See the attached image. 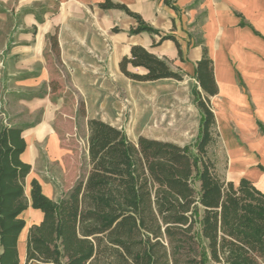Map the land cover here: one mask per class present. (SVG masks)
Here are the masks:
<instances>
[{"label":"trees","instance_id":"trees-1","mask_svg":"<svg viewBox=\"0 0 264 264\" xmlns=\"http://www.w3.org/2000/svg\"><path fill=\"white\" fill-rule=\"evenodd\" d=\"M100 7L134 18L129 35L149 33L153 46L173 41L179 54L171 34L126 6L106 0ZM50 42L57 52L56 35ZM201 56L192 89L200 113L194 142L180 146L143 136L132 142L121 128L89 119L88 174L58 202L36 180L27 197L24 181L31 170L21 160L22 130L0 127V264H20L17 245L29 207L43 218L27 228L24 264H264V192L251 181L235 184L219 173L213 150L219 134L208 100L218 87L205 47ZM119 70L136 82H180L185 75L135 45Z\"/></svg>","mask_w":264,"mask_h":264},{"label":"crops","instance_id":"crops-1","mask_svg":"<svg viewBox=\"0 0 264 264\" xmlns=\"http://www.w3.org/2000/svg\"><path fill=\"white\" fill-rule=\"evenodd\" d=\"M105 1L0 0V127L22 130L26 149L21 160L31 170L24 181L27 197L30 182L36 180L43 194L58 202L78 179L67 166L70 152L61 146L56 131L71 127L75 120V116L68 121L58 118V112L64 114L66 91L83 102L86 126L89 119L103 122L96 110L105 102L100 97L110 92L164 81L184 82L192 90L202 47L212 60L218 87L208 100L222 149L230 136V140L241 136L257 155L248 165L263 166L261 172L244 177L264 192V0H168L170 5L165 0H109L137 13L162 34H171L179 54L173 41L153 46L149 33L129 35L135 19L119 9H102L100 3ZM53 35L57 52L50 42ZM134 45L167 60L173 70L185 74L183 80L140 83L127 79L119 62ZM129 69L143 73L141 68ZM55 80L61 88L53 84L51 89ZM253 167H245L243 174ZM233 169L229 166V176ZM22 218L26 226L17 248L24 264L27 228L43 217L29 207Z\"/></svg>","mask_w":264,"mask_h":264},{"label":"rangeland","instance_id":"rangeland-1","mask_svg":"<svg viewBox=\"0 0 264 264\" xmlns=\"http://www.w3.org/2000/svg\"><path fill=\"white\" fill-rule=\"evenodd\" d=\"M53 84L61 88L59 81L51 82V89ZM65 94V106L62 109L64 114L58 112V118L68 121L69 117L75 116V120L71 121L73 123L71 127L69 125L57 127L56 131L62 140L61 146L70 152L66 163L74 169L78 181L84 179L89 171L86 153L88 128L82 116V113L83 115L85 113V106L72 91H66ZM100 98L105 102L96 110L98 117L116 128H121L132 142L143 136L182 146L191 144L196 139L200 113L199 108L193 103L192 90L188 88L187 83L164 81L140 84L132 90L113 91ZM230 137L224 147L226 151L222 149L219 138L213 148L219 173L222 179L235 184L242 179L251 181L244 175L248 173L247 175L250 174L251 177L254 171L261 172L263 166L248 165L252 158H257L254 150L242 142L241 136L237 135L232 140ZM229 166H233L231 173L234 175H228ZM250 166H254L251 168L254 170L245 171L243 174L242 170Z\"/></svg>","mask_w":264,"mask_h":264}]
</instances>
